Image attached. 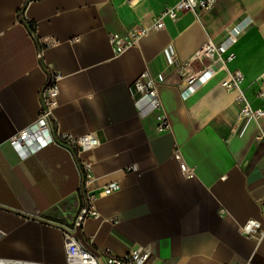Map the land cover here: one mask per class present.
<instances>
[{
	"label": "crops",
	"instance_id": "0c3cea01",
	"mask_svg": "<svg viewBox=\"0 0 264 264\" xmlns=\"http://www.w3.org/2000/svg\"><path fill=\"white\" fill-rule=\"evenodd\" d=\"M178 1L0 0L1 258L67 260L64 233L83 196L76 159L56 144L27 156L11 144L38 120L43 88L58 77L56 129L98 140L81 153L93 161L90 191L120 185L95 200L99 217L78 231L91 251L143 247L151 264H264V236L242 233L252 219L264 226V139L257 138L264 118L243 115L239 92L222 86L239 69L248 101L264 110V0H220L154 28ZM247 16L252 22L226 68L216 62V73L189 90L187 76L206 64L192 62L183 74L164 51L188 64L208 39ZM135 25L148 34L117 55L109 36ZM145 71L159 79L166 130L158 129L159 111L137 102L133 83Z\"/></svg>",
	"mask_w": 264,
	"mask_h": 264
},
{
	"label": "built area",
	"instance_id": "2783aa9c",
	"mask_svg": "<svg viewBox=\"0 0 264 264\" xmlns=\"http://www.w3.org/2000/svg\"><path fill=\"white\" fill-rule=\"evenodd\" d=\"M220 0H179L173 7L163 10L154 23V28L161 29L164 26V19L171 18L175 20L180 13L192 11L196 15L202 11L212 10ZM250 17H245L235 24L227 27L221 34L219 40L208 39L193 55L188 64H180L173 50L164 51L167 63L171 67H176L183 74L187 73V67L190 63L200 61L205 63L202 71L188 75L186 79L187 88L194 90L195 85L205 82L216 73L214 64L221 62L223 68L233 59L234 54L229 49L235 44L247 31L250 23ZM31 32L34 30L31 29ZM149 32V29L135 25L123 34H111L109 42L117 55L125 52L130 47L136 45ZM48 43V42H47ZM52 78L43 88L41 113L36 122L26 129L22 130L17 136L13 137L11 144L23 152V156L29 153H35L49 144H56L73 153L77 162V169L81 179V191L83 195V206L80 207L74 220L65 229V264H151L150 252L143 247H136L124 254L116 253L112 248L107 247L101 253H94L89 249L86 243L78 237V231L81 229L84 221L88 217H99V212L95 208V200L103 195H109L120 189L116 181L108 183L100 192H92L89 189L94 180L93 161L81 157V153L89 151L94 147L98 140L93 133L81 137H73L70 134L59 133L52 119V106L55 104V98L58 94L56 80ZM243 73L239 69L228 71L226 78L222 81V86L228 90H237L239 92L238 101L241 104V113L246 116H252L256 120L264 118V110L252 107L244 94L242 83ZM134 92L139 95L138 101H145L147 106L153 110L159 111V130L169 128L167 116L162 112L163 104L159 95V79L148 71L143 72L133 83ZM262 94V93H261ZM259 139H264V133L258 135ZM183 170L186 166L182 165ZM129 170H137V166H130ZM264 211V201L262 202ZM242 233L250 239H260L264 236V226L257 220H249L242 227ZM4 233L0 230V239ZM0 264H46L30 260L1 258ZM227 264H249L247 263H227Z\"/></svg>",
	"mask_w": 264,
	"mask_h": 264
},
{
	"label": "trees",
	"instance_id": "16d2710c",
	"mask_svg": "<svg viewBox=\"0 0 264 264\" xmlns=\"http://www.w3.org/2000/svg\"><path fill=\"white\" fill-rule=\"evenodd\" d=\"M29 27L32 28V30H35V26H33L32 24L29 23ZM83 206V196H82V204L81 207Z\"/></svg>",
	"mask_w": 264,
	"mask_h": 264
}]
</instances>
